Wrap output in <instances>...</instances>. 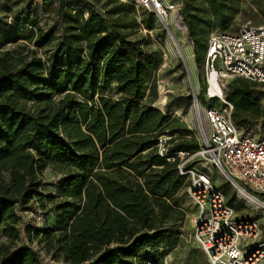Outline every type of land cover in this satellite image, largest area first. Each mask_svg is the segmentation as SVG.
<instances>
[{
	"label": "trees",
	"instance_id": "obj_1",
	"mask_svg": "<svg viewBox=\"0 0 264 264\" xmlns=\"http://www.w3.org/2000/svg\"><path fill=\"white\" fill-rule=\"evenodd\" d=\"M110 2L116 17L82 1L42 0L44 13L55 15V24L44 29L26 0L12 23H0V230L7 237L0 264H41L38 251L15 244L17 209L33 200L52 206L54 216L53 226L34 234L66 264H150L148 258L165 255L158 249L173 237L166 224L170 199L185 178L177 152L189 155L198 143L182 140L158 155L157 137L170 115L145 98L159 61L143 39L129 37L153 28L154 14H139L129 1ZM19 40L46 48L44 59L30 45L8 48ZM200 46L197 41L196 62ZM112 84L116 100L106 95ZM258 85L246 78L227 84L242 130L249 126L246 113L264 123L261 98L253 92ZM175 132L183 134L172 128L170 135ZM47 167L63 177L46 195L39 186Z\"/></svg>",
	"mask_w": 264,
	"mask_h": 264
},
{
	"label": "rangeland",
	"instance_id": "obj_2",
	"mask_svg": "<svg viewBox=\"0 0 264 264\" xmlns=\"http://www.w3.org/2000/svg\"><path fill=\"white\" fill-rule=\"evenodd\" d=\"M32 1L40 17L41 27L47 29L55 24V15L44 13L42 0ZM72 1H82L85 7H93L105 17H116L112 14L113 3L110 0ZM119 1L128 3L126 0ZM163 2L173 6L166 10V15L169 17L166 25L170 26L166 27L160 18L154 15L153 28H140L129 36L131 39H143L145 49L153 52V57L159 61L147 82L148 91L145 102H150L155 108L170 115L171 123L164 131L170 139L169 146H175L182 140L198 143L196 151L179 159L188 166L209 168L214 182L219 184L236 215L242 219L258 220L264 235V205L256 206L242 197L235 185L226 179L217 167L210 166L208 159H204L201 154L197 153L208 134L203 113L206 105L204 51L207 37L215 31L236 32L245 23L264 24V16L260 13L262 2L261 0H163ZM25 3L26 0H0V23H12L14 13L22 10ZM173 9L180 16L184 30L177 29L175 18H171ZM137 11L139 14L147 12L141 8H137ZM196 23L200 25L199 28ZM190 28L195 29L194 36L190 35ZM171 35L176 40L174 44ZM197 41L201 45L198 62L195 59ZM23 44L30 45V48L36 50L37 55L44 59L46 48L37 49L26 40L9 44L8 48L14 50L18 45ZM238 78L243 77L236 76L224 82L225 93L227 84ZM258 84L253 92L261 98L264 109V83ZM106 95L114 100L118 98L113 84L107 88ZM195 105L200 110H196ZM243 117L249 123L248 128L243 129L245 133L255 138L264 136V123L261 120L251 113H246ZM172 128L182 130L183 134L175 132L174 135H170ZM42 176L43 182L39 190L46 195L56 191V182L63 177L50 167L43 170ZM249 192L251 196L257 197L264 203V194ZM170 204L171 211L166 224L173 233V237L164 249H158V251H166L162 257L145 250L144 253H148L151 257L153 255L152 258H155L153 261L148 258V261L150 264H209L207 255L195 237L197 207L190 196L186 177L183 187L171 196ZM17 212L16 227L19 230V239L15 241V244L17 246L27 245L38 251L41 264H66L60 258H52L44 249L39 237L34 234L35 229L43 225H54L52 206L46 204V207L42 208L33 200L25 207H18ZM6 242L7 237L0 230V243ZM258 264H264V258Z\"/></svg>",
	"mask_w": 264,
	"mask_h": 264
},
{
	"label": "built area",
	"instance_id": "obj_3",
	"mask_svg": "<svg viewBox=\"0 0 264 264\" xmlns=\"http://www.w3.org/2000/svg\"><path fill=\"white\" fill-rule=\"evenodd\" d=\"M126 1L160 19L173 7L163 0ZM204 67L203 113L208 134L197 153L208 159L210 166L217 167L238 191L242 188L248 194H264V136L255 138L237 127L233 104L224 92V82L236 76L264 83V24L245 23L233 33L211 32ZM167 140V135H158L159 156L167 154ZM184 155L183 151L177 152V169L188 180V190L197 207L195 237L209 264H258L264 258V235L258 220L239 218L214 182L210 169L188 166L179 159Z\"/></svg>",
	"mask_w": 264,
	"mask_h": 264
},
{
	"label": "bare ground",
	"instance_id": "obj_4",
	"mask_svg": "<svg viewBox=\"0 0 264 264\" xmlns=\"http://www.w3.org/2000/svg\"><path fill=\"white\" fill-rule=\"evenodd\" d=\"M172 8H173V7H172ZM171 18H175V21H176V23H177V29H180V30H184V29H185V28L182 26V21H181L180 16L177 14L176 10H174V9L171 11ZM167 19H169V17H167V15H166L165 17H163L162 19H160L161 22H162L166 27L170 26V25H166V23H167ZM171 38H172V40H173V44L176 43V40L172 37V35H171ZM175 46H177V45H175ZM178 49H179V48H178ZM179 50H180V49H179ZM179 53H181V52H179ZM195 109L198 110V109H199L198 106L195 105ZM199 110H200V109H199ZM238 193H239L242 197L246 198L249 202H251L252 204H254V205H256V206L264 205L263 202L257 200L255 197L251 196L250 194H248V193H247L244 189H242V188L238 191Z\"/></svg>",
	"mask_w": 264,
	"mask_h": 264
}]
</instances>
